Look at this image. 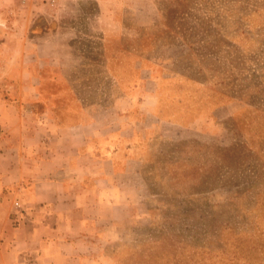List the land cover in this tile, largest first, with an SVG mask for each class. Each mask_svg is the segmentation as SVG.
I'll use <instances>...</instances> for the list:
<instances>
[{"label": "rangeland", "instance_id": "obj_1", "mask_svg": "<svg viewBox=\"0 0 264 264\" xmlns=\"http://www.w3.org/2000/svg\"><path fill=\"white\" fill-rule=\"evenodd\" d=\"M7 44L0 100L120 107L140 139L134 210L83 264H264V0H0ZM36 53L61 64L16 82Z\"/></svg>", "mask_w": 264, "mask_h": 264}, {"label": "crops", "instance_id": "obj_2", "mask_svg": "<svg viewBox=\"0 0 264 264\" xmlns=\"http://www.w3.org/2000/svg\"><path fill=\"white\" fill-rule=\"evenodd\" d=\"M57 44L53 50H68ZM36 47L15 49L46 52L43 43ZM25 55L19 83H40L39 67L61 64ZM33 89L0 100V264H83L134 210L132 166L142 145L117 121L120 107L93 113L81 103L71 108L67 95L59 104L60 95Z\"/></svg>", "mask_w": 264, "mask_h": 264}, {"label": "built area", "instance_id": "obj_3", "mask_svg": "<svg viewBox=\"0 0 264 264\" xmlns=\"http://www.w3.org/2000/svg\"><path fill=\"white\" fill-rule=\"evenodd\" d=\"M14 204H15L16 206H18V202H15Z\"/></svg>", "mask_w": 264, "mask_h": 264}]
</instances>
